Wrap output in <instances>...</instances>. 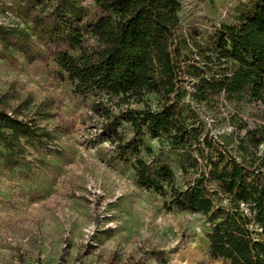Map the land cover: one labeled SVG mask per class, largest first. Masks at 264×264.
I'll list each match as a JSON object with an SVG mask.
<instances>
[{
    "label": "trees",
    "instance_id": "16d2710c",
    "mask_svg": "<svg viewBox=\"0 0 264 264\" xmlns=\"http://www.w3.org/2000/svg\"><path fill=\"white\" fill-rule=\"evenodd\" d=\"M19 1L30 26L0 25V58L18 62L22 54L29 64L53 65L56 78L83 97L106 93L144 103L155 94L156 109L144 104L119 115L102 100L92 102L117 159L131 164L138 186L158 193L168 210L207 218L211 257L264 264V126L245 127L236 155L187 98L231 104L234 117L245 105L264 104V0H253L241 23L223 26L207 47L181 35L180 0ZM23 113L22 104L0 103V150L17 152L23 138H53ZM122 122L132 137L120 130ZM147 135L181 150L180 178L164 156L146 159L153 153Z\"/></svg>",
    "mask_w": 264,
    "mask_h": 264
},
{
    "label": "rangeland",
    "instance_id": "374dc122",
    "mask_svg": "<svg viewBox=\"0 0 264 264\" xmlns=\"http://www.w3.org/2000/svg\"><path fill=\"white\" fill-rule=\"evenodd\" d=\"M92 6L94 0H81ZM253 0H180L181 35L211 44L225 25H238ZM0 25L28 30L19 0H0ZM207 47V46H206ZM191 48V47H190ZM192 49V48H191ZM0 58V103L23 105L52 139L23 138L17 152L0 150V264H230L209 254L211 225L199 213L168 210L158 193L137 184L131 164L117 159V149L102 135L103 117L92 109L102 100L119 115L144 103L121 102L111 94L76 95L56 78L53 65ZM213 136L238 155L246 126H264V104H248L234 117L231 104L199 103L187 97ZM127 138L130 124L121 123ZM146 144L168 159L181 177V150L173 151L150 135ZM264 141L259 145L260 153Z\"/></svg>",
    "mask_w": 264,
    "mask_h": 264
}]
</instances>
